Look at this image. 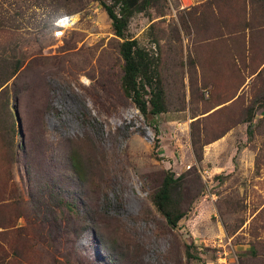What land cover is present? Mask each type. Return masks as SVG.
<instances>
[{"label":"rangeland","instance_id":"rangeland-1","mask_svg":"<svg viewBox=\"0 0 264 264\" xmlns=\"http://www.w3.org/2000/svg\"><path fill=\"white\" fill-rule=\"evenodd\" d=\"M208 2L131 20L165 90L146 118L100 2L0 0V84L23 61L0 96V264H264V0ZM169 174L177 228L153 202Z\"/></svg>","mask_w":264,"mask_h":264},{"label":"trees","instance_id":"trees-1","mask_svg":"<svg viewBox=\"0 0 264 264\" xmlns=\"http://www.w3.org/2000/svg\"><path fill=\"white\" fill-rule=\"evenodd\" d=\"M92 1L102 4L112 21L115 35L123 40L120 46V54L124 61L122 88L125 95L132 99L137 109L146 118L165 113L167 111L165 90L161 85L157 60L146 48L140 45L138 40L131 38L128 33L133 17L147 12L154 5L155 0H113L111 4L104 3L103 0ZM208 4L211 7H218L219 0H209ZM14 60L12 70L9 69L11 60L8 58L4 59L7 64L2 67L3 80L0 84V96L6 98L9 94L7 84L16 77L23 66V61L17 57H14ZM21 146L22 154L27 153L24 142ZM26 170L29 174L28 167ZM72 171L77 173L74 169ZM182 190V178H176L174 174H169L165 176L162 185L153 198L155 207L173 228H177L179 222L186 217V213L181 207ZM36 210L40 212V210ZM36 220L38 221L39 218L37 217ZM45 231L49 236L54 233L52 229H45Z\"/></svg>","mask_w":264,"mask_h":264},{"label":"built area","instance_id":"built-area-1","mask_svg":"<svg viewBox=\"0 0 264 264\" xmlns=\"http://www.w3.org/2000/svg\"><path fill=\"white\" fill-rule=\"evenodd\" d=\"M78 19L77 14H65L55 18L53 21V37L57 40L65 38L66 34L77 25L79 22Z\"/></svg>","mask_w":264,"mask_h":264},{"label":"crops","instance_id":"crops-1","mask_svg":"<svg viewBox=\"0 0 264 264\" xmlns=\"http://www.w3.org/2000/svg\"><path fill=\"white\" fill-rule=\"evenodd\" d=\"M56 17H58V15H56ZM55 18L53 19V21L55 20ZM51 20L49 19L48 24H47V29L49 32H50L51 28L53 27V21H51Z\"/></svg>","mask_w":264,"mask_h":264}]
</instances>
